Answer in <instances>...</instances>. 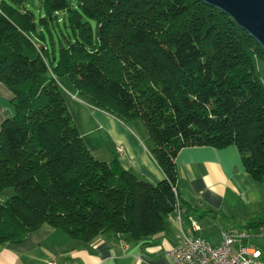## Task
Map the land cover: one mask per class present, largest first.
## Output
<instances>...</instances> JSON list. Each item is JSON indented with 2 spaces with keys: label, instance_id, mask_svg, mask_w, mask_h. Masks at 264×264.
<instances>
[{
  "label": "trees",
  "instance_id": "1",
  "mask_svg": "<svg viewBox=\"0 0 264 264\" xmlns=\"http://www.w3.org/2000/svg\"><path fill=\"white\" fill-rule=\"evenodd\" d=\"M27 0L0 3V81L14 113L0 131V245L42 229L88 242L135 241L176 209V158L188 146L235 145L264 183V50L200 0ZM92 21L95 22V29ZM68 78L90 106L146 127L157 184L90 151L66 103ZM176 188V189H174ZM248 228L264 227V211Z\"/></svg>",
  "mask_w": 264,
  "mask_h": 264
},
{
  "label": "crops",
  "instance_id": "2",
  "mask_svg": "<svg viewBox=\"0 0 264 264\" xmlns=\"http://www.w3.org/2000/svg\"><path fill=\"white\" fill-rule=\"evenodd\" d=\"M59 83L78 131L95 157L106 161L116 158L124 169L153 184L166 178L140 120L124 122L86 103L68 78L59 79ZM13 99V92L0 81V131L14 113ZM176 167L179 196L191 210L188 214L173 211L158 233L140 241L100 235L83 242L60 230L42 229L22 243L0 245V264H174L168 251L182 246L183 230L206 238L212 245L221 243L223 230H255L264 237V227H247L264 211V183L246 171L235 145L185 147L177 155ZM11 193L0 194V201ZM191 220L198 222L199 231L192 229ZM245 244L254 246L252 240Z\"/></svg>",
  "mask_w": 264,
  "mask_h": 264
},
{
  "label": "built area",
  "instance_id": "3",
  "mask_svg": "<svg viewBox=\"0 0 264 264\" xmlns=\"http://www.w3.org/2000/svg\"><path fill=\"white\" fill-rule=\"evenodd\" d=\"M118 150L122 151L123 147ZM191 227L194 231L201 229L195 220H191ZM182 234V246L168 251L174 264H264L263 251L245 244L252 238L247 231L223 230L219 245H212L206 238L193 236L185 230ZM49 264L62 263L50 261Z\"/></svg>",
  "mask_w": 264,
  "mask_h": 264
},
{
  "label": "water",
  "instance_id": "4",
  "mask_svg": "<svg viewBox=\"0 0 264 264\" xmlns=\"http://www.w3.org/2000/svg\"><path fill=\"white\" fill-rule=\"evenodd\" d=\"M227 15L264 50V0H200Z\"/></svg>",
  "mask_w": 264,
  "mask_h": 264
},
{
  "label": "rangeland",
  "instance_id": "5",
  "mask_svg": "<svg viewBox=\"0 0 264 264\" xmlns=\"http://www.w3.org/2000/svg\"><path fill=\"white\" fill-rule=\"evenodd\" d=\"M72 5H75V0H68ZM27 3L29 4V8L32 9L36 14L39 13L41 8V0H27ZM93 27L95 29V22L92 21ZM257 71L258 74L264 84V59H258L256 62ZM250 235L252 236L251 240L254 242V246L260 247L264 250V237L258 236L257 231L251 230L249 231ZM260 232V231H259ZM56 262V261H55Z\"/></svg>",
  "mask_w": 264,
  "mask_h": 264
}]
</instances>
